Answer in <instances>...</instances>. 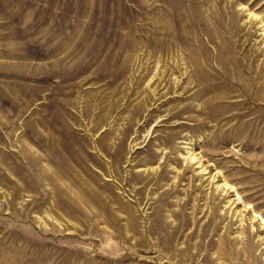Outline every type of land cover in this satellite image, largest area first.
<instances>
[{
	"label": "rangeland",
	"instance_id": "rangeland-1",
	"mask_svg": "<svg viewBox=\"0 0 264 264\" xmlns=\"http://www.w3.org/2000/svg\"><path fill=\"white\" fill-rule=\"evenodd\" d=\"M264 0H0V264H264Z\"/></svg>",
	"mask_w": 264,
	"mask_h": 264
},
{
	"label": "bare ground",
	"instance_id": "bare-ground-1",
	"mask_svg": "<svg viewBox=\"0 0 264 264\" xmlns=\"http://www.w3.org/2000/svg\"><path fill=\"white\" fill-rule=\"evenodd\" d=\"M264 221V220H263Z\"/></svg>",
	"mask_w": 264,
	"mask_h": 264
}]
</instances>
